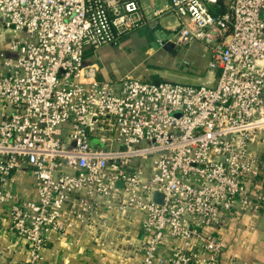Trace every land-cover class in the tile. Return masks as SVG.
<instances>
[{"label":"built area","instance_id":"1","mask_svg":"<svg viewBox=\"0 0 264 264\" xmlns=\"http://www.w3.org/2000/svg\"><path fill=\"white\" fill-rule=\"evenodd\" d=\"M168 1L172 43L203 44L215 80L96 78L85 51L145 26L143 0H0V210L28 256L0 264H44L68 236L104 248L131 215L140 264H221L214 231L262 210L264 0Z\"/></svg>","mask_w":264,"mask_h":264},{"label":"crops","instance_id":"2","mask_svg":"<svg viewBox=\"0 0 264 264\" xmlns=\"http://www.w3.org/2000/svg\"><path fill=\"white\" fill-rule=\"evenodd\" d=\"M168 3V0H143L142 7L147 14L145 26L125 36L117 46L102 47L96 52L85 51L84 63L95 67L99 81L124 77H138L146 81L159 77L158 81H166L165 77H177L197 85L216 79L218 71L209 72L203 44L194 42L179 47L172 43L178 19L166 10ZM154 9L164 12L153 18ZM161 34L171 36L162 40L158 38ZM153 43L157 44L156 48ZM139 46L144 47L142 57L136 54ZM134 55L139 64L130 66L129 61ZM148 58L160 62L158 71L145 68L144 59ZM168 67L170 70H167ZM261 159L264 162V152ZM32 183L30 173L20 168L11 177L9 189L28 197ZM139 222V215H131L120 223H114L117 231L110 234L111 239H101L104 248H99L95 239L87 236L53 239L44 251V264H140L142 235ZM226 222V226L214 231L224 243L221 264H264V206L258 214L235 212L226 217ZM8 227V217L0 210V263L27 261L25 246L8 231ZM167 243L168 247H177L175 241L168 240Z\"/></svg>","mask_w":264,"mask_h":264},{"label":"rangeland","instance_id":"3","mask_svg":"<svg viewBox=\"0 0 264 264\" xmlns=\"http://www.w3.org/2000/svg\"><path fill=\"white\" fill-rule=\"evenodd\" d=\"M143 49H144V47L143 46H139L138 48H137V52H136V54L138 55V56H141L142 57V55H143ZM137 57L134 55V56H131V59H130V61H129V63H130V66H135V65H138L139 64V61L136 59ZM144 61H146L145 63H143V65L145 66V68H148V70H159V66H161L160 65V62H156L155 61V59H152V58H148L147 60H145L144 59ZM129 68V67H128ZM171 68V67H170ZM167 70H170L169 69V67H168V69ZM163 72V71H162ZM125 78V77H124ZM133 78H137V79H139L138 77H133ZM166 79H168V80H166V81H168V82H174V83H184V84H188L187 83V79H185V80H183V81H181L180 80V78H177V77H165ZM153 80H152V82H156V81H158V80H160L159 79V77H154V78H152ZM143 80V79H142ZM180 81V82H179ZM160 82H162V81H160ZM193 85H195V84H193Z\"/></svg>","mask_w":264,"mask_h":264},{"label":"water","instance_id":"4","mask_svg":"<svg viewBox=\"0 0 264 264\" xmlns=\"http://www.w3.org/2000/svg\"><path fill=\"white\" fill-rule=\"evenodd\" d=\"M169 36H171V35H168V37H166L165 35L161 34L160 37H158V38L159 39L161 38L162 40H166V39L169 38ZM152 46L154 48H156L157 47V44L156 43H153ZM118 186H121V183H118ZM154 198H155V200H158L160 198V195L158 193H156Z\"/></svg>","mask_w":264,"mask_h":264},{"label":"trees","instance_id":"5","mask_svg":"<svg viewBox=\"0 0 264 264\" xmlns=\"http://www.w3.org/2000/svg\"><path fill=\"white\" fill-rule=\"evenodd\" d=\"M158 82H160V81H158Z\"/></svg>","mask_w":264,"mask_h":264}]
</instances>
